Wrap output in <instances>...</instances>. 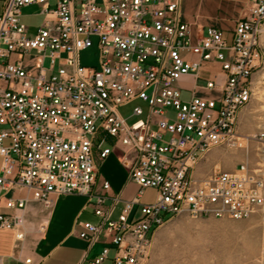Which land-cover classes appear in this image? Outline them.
<instances>
[{
  "label": "built area",
  "instance_id": "built-area-1",
  "mask_svg": "<svg viewBox=\"0 0 264 264\" xmlns=\"http://www.w3.org/2000/svg\"><path fill=\"white\" fill-rule=\"evenodd\" d=\"M33 5L43 17L36 27L22 19ZM182 5L0 0V230L24 237L28 196L49 204L52 195L77 194L98 217L80 220L79 236L89 247L104 244L87 264H146L169 218L240 220L264 205V142L256 168L245 161L209 171L205 164L211 150L232 141L255 97L264 0H249L229 31H195ZM94 39L98 60L87 65L81 52ZM213 62L219 68L205 75ZM186 74L196 77L189 98L178 85ZM113 153L138 185L116 215L122 198L99 177ZM146 188L157 192L152 202L140 200Z\"/></svg>",
  "mask_w": 264,
  "mask_h": 264
},
{
  "label": "rangeland",
  "instance_id": "rangeland-1",
  "mask_svg": "<svg viewBox=\"0 0 264 264\" xmlns=\"http://www.w3.org/2000/svg\"><path fill=\"white\" fill-rule=\"evenodd\" d=\"M40 11L38 5L25 7L23 21L36 27L43 19ZM226 36L231 39L229 33ZM260 46L262 59L255 74V97L241 112L232 141L214 148L207 155L205 164L209 171L215 165L231 170L237 163L245 161L252 168L259 166V148L264 142V32ZM81 60L84 64L96 65V39L90 49L81 52ZM234 142L236 145L232 144ZM261 173L264 177V167ZM156 194L154 188H146L142 202H152ZM263 246L264 205L240 220L192 216L183 212L169 218L157 229L146 264H264Z\"/></svg>",
  "mask_w": 264,
  "mask_h": 264
},
{
  "label": "crops",
  "instance_id": "crops-1",
  "mask_svg": "<svg viewBox=\"0 0 264 264\" xmlns=\"http://www.w3.org/2000/svg\"><path fill=\"white\" fill-rule=\"evenodd\" d=\"M248 6L249 0H183L182 9L184 18L197 32L208 25L229 31L238 18L247 13ZM191 57L198 58L197 55ZM209 67L217 69L219 64H205V75H208L206 69ZM178 85L184 97L189 98L196 85V77L186 74L180 78ZM99 177L108 179L112 185L111 193L119 194L122 198L115 206V215L124 200H131L137 195L138 185L129 179L117 153L109 155L100 164ZM22 195L26 193L22 192ZM140 200L142 202V195ZM23 216L25 234L22 239H18L12 230H0V264H87L104 245L96 242L89 247L87 240L79 236L80 220H98L86 206L84 196L55 194L49 204L28 196ZM102 264L113 262L106 259Z\"/></svg>",
  "mask_w": 264,
  "mask_h": 264
},
{
  "label": "bare ground",
  "instance_id": "bare-ground-1",
  "mask_svg": "<svg viewBox=\"0 0 264 264\" xmlns=\"http://www.w3.org/2000/svg\"><path fill=\"white\" fill-rule=\"evenodd\" d=\"M263 32H264V27H263ZM233 145H236V142L232 143Z\"/></svg>",
  "mask_w": 264,
  "mask_h": 264
}]
</instances>
